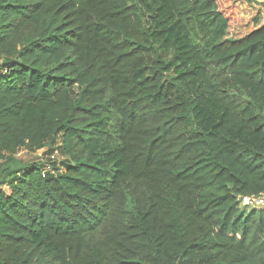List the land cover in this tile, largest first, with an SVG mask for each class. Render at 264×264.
<instances>
[{
  "label": "trees",
  "instance_id": "1",
  "mask_svg": "<svg viewBox=\"0 0 264 264\" xmlns=\"http://www.w3.org/2000/svg\"><path fill=\"white\" fill-rule=\"evenodd\" d=\"M232 1L0 0V264H264V13Z\"/></svg>",
  "mask_w": 264,
  "mask_h": 264
},
{
  "label": "rangeland",
  "instance_id": "2",
  "mask_svg": "<svg viewBox=\"0 0 264 264\" xmlns=\"http://www.w3.org/2000/svg\"><path fill=\"white\" fill-rule=\"evenodd\" d=\"M232 6L233 9L231 10V12L236 20L234 25L235 34H245L251 28L257 26V24L260 23V18L264 13L263 0H255L254 3L246 4L245 6L241 5L236 1H232ZM256 19L257 21L255 22L254 20ZM57 146L58 144H50L46 148L39 150L35 153H30L22 149L18 153H16V155L14 156V161L18 165L31 164L35 161L45 163L46 161H48L47 159L49 158V154H52L54 160H56V164H59V161L63 159H60L59 157V151L57 149ZM51 149L53 150L51 151ZM59 167L60 166L57 165V168ZM2 189L8 192L7 187H3Z\"/></svg>",
  "mask_w": 264,
  "mask_h": 264
},
{
  "label": "built area",
  "instance_id": "3",
  "mask_svg": "<svg viewBox=\"0 0 264 264\" xmlns=\"http://www.w3.org/2000/svg\"><path fill=\"white\" fill-rule=\"evenodd\" d=\"M50 158L53 159V155H51Z\"/></svg>",
  "mask_w": 264,
  "mask_h": 264
}]
</instances>
